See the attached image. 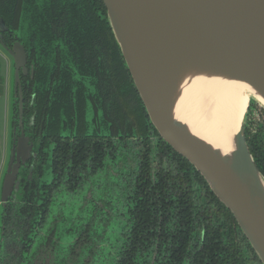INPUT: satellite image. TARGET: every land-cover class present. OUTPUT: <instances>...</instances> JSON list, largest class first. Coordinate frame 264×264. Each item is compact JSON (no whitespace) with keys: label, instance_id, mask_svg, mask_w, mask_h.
Here are the masks:
<instances>
[{"label":"trees","instance_id":"16d2710c","mask_svg":"<svg viewBox=\"0 0 264 264\" xmlns=\"http://www.w3.org/2000/svg\"><path fill=\"white\" fill-rule=\"evenodd\" d=\"M0 17L35 61L32 130L42 131L33 177L22 169L2 227L15 206L26 251L36 242L48 255L38 264H262L206 179L151 123L103 0H0ZM254 106L245 135L264 175V120L251 125ZM64 184L90 190V206L62 232H42Z\"/></svg>","mask_w":264,"mask_h":264},{"label":"water","instance_id":"95a60500","mask_svg":"<svg viewBox=\"0 0 264 264\" xmlns=\"http://www.w3.org/2000/svg\"><path fill=\"white\" fill-rule=\"evenodd\" d=\"M103 1L151 123L206 179L264 264V175L245 135L249 106L259 101L250 96L230 155L191 131L176 113L189 73L240 78L264 98V0ZM6 28L0 18V29ZM24 49L16 42L9 50L15 63V89L20 68L25 69ZM20 110L22 114V101ZM27 141L20 138L13 145L1 187L2 208L15 184L18 187L20 156L31 149L26 148Z\"/></svg>","mask_w":264,"mask_h":264},{"label":"flooded vegetation","instance_id":"af4514ba","mask_svg":"<svg viewBox=\"0 0 264 264\" xmlns=\"http://www.w3.org/2000/svg\"><path fill=\"white\" fill-rule=\"evenodd\" d=\"M0 18L4 19L3 17H0ZM5 24L7 28L5 30L0 29V44L2 45L4 50L9 54L10 59L12 61V66H13V102L11 101V124H10V144H9L10 157H11V151H12L13 145L17 146L20 138H28V141L26 143V148L29 145H31V149L28 151L26 150V152L24 151L23 155L20 156V167H19V171L17 174V180H16L18 183V187H16V184H15V187L11 193V196L9 197L7 201V203L9 202L10 204L14 205V203L18 201L19 191L21 189L22 169L23 168L28 169L29 179H32L33 177V164H31V162L35 158H37V151L35 150V146L40 141V136L42 135V131L39 132V134H35V132L32 130L36 122L35 105H37V101H38L37 97L39 93L38 88H37L38 80L35 76L36 75L35 61L33 60V57H31L30 55V50L27 49L26 46L19 40V36L14 33L13 29H11L9 25H7L6 21H5ZM8 36L12 37V39L9 40L7 38ZM16 42H19L20 44H22L26 52L25 69L23 70L22 67L20 68V82H19L17 89H15L14 58L9 53V50L13 48ZM20 87L22 91V96L20 95ZM10 96L12 98L11 92H10ZM21 101L23 105L22 114L20 110ZM254 111H258V113L260 112L259 114L261 115L262 118L258 121L254 119L252 120L250 118L251 125H254L253 127H255L258 123L263 122L264 120V113L262 112V107L256 106L255 104L254 110L252 111V113ZM10 157H9V161H10ZM9 161H8V164H9ZM5 164H6V160L4 158V160L1 161V165H0V175L2 173V168ZM63 188L64 189H62V191L60 189L55 192L54 203L52 204L50 212L46 218L47 222L45 223L44 228L41 229L42 232L44 230L49 231V229L52 226H55L59 233L62 232L63 228L67 226H71L74 220L76 219L77 217L76 214L78 213L77 208L79 206L81 208L84 207L85 209H87L90 206V197H91L90 190L77 189V191L74 192V191H71V189H69L68 184H64ZM8 210H12V212L10 213V216L13 221L7 224L6 230L4 229V227L1 226L0 264H28L27 259L29 258H31L34 261L33 264H38L39 261H41V259H44V258L45 260L48 259V257L45 254H43L37 249L36 242L34 244L33 253L26 251V247L23 245L21 241L22 238L20 237L22 233L20 230L21 222H19L20 217L17 215L16 207L15 206L8 207ZM2 234L4 235V239L6 236V241H3ZM36 238L38 239V237ZM36 238H35V241H37Z\"/></svg>","mask_w":264,"mask_h":264},{"label":"bare ground","instance_id":"6f19581e","mask_svg":"<svg viewBox=\"0 0 264 264\" xmlns=\"http://www.w3.org/2000/svg\"><path fill=\"white\" fill-rule=\"evenodd\" d=\"M187 75L183 94L176 106L177 116L195 134L230 155L250 96H255L262 105L264 98L240 78L204 72Z\"/></svg>","mask_w":264,"mask_h":264},{"label":"rangeland","instance_id":"374dc122","mask_svg":"<svg viewBox=\"0 0 264 264\" xmlns=\"http://www.w3.org/2000/svg\"><path fill=\"white\" fill-rule=\"evenodd\" d=\"M11 101L13 102V66L9 54L0 44V165L4 158L6 160V164L3 166L0 175V233L2 226L1 187L10 157ZM255 104L262 107L259 102H255ZM262 109L264 110V108ZM259 113L258 111H254L250 114V118L252 120H260L262 117Z\"/></svg>","mask_w":264,"mask_h":264}]
</instances>
